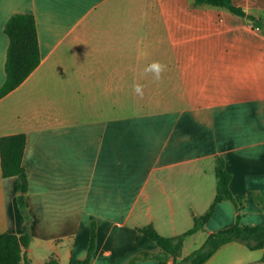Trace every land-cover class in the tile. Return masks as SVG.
I'll list each match as a JSON object with an SVG mask.
<instances>
[{
    "label": "crops",
    "instance_id": "0c3cea01",
    "mask_svg": "<svg viewBox=\"0 0 264 264\" xmlns=\"http://www.w3.org/2000/svg\"><path fill=\"white\" fill-rule=\"evenodd\" d=\"M108 1L0 0V87L14 13L35 15L42 55L0 98V137L27 136L29 224L0 152V234L30 233L22 264H83L92 222L90 264L162 253L140 228L153 224L167 237L192 228L216 196L218 156L232 192L245 194L241 223L264 224V26L224 7L154 0L156 39L84 40L89 16ZM233 2L264 22V0ZM154 62L164 65L158 80L146 71ZM236 221L235 204L219 202L205 229L185 238L179 259L192 252H184L191 237L203 234L204 242ZM246 248L230 242L204 264H264L262 249L244 259Z\"/></svg>",
    "mask_w": 264,
    "mask_h": 264
},
{
    "label": "trees",
    "instance_id": "16d2710c",
    "mask_svg": "<svg viewBox=\"0 0 264 264\" xmlns=\"http://www.w3.org/2000/svg\"><path fill=\"white\" fill-rule=\"evenodd\" d=\"M194 4H209L224 7L233 13L246 17L253 22L264 26L260 17L248 13L243 7L236 5L233 0H194ZM5 30L10 43L6 59V79L0 87V98L14 90L38 67L42 55L40 49L38 26L36 17L30 12L14 13L6 23ZM27 136L24 132L7 134L0 137L1 163L4 177H15L18 191V203L24 217L29 224L30 214L28 209L27 193L29 179L23 165ZM217 193L209 209L201 216L195 218L192 228L184 233L167 237L158 232L153 224L140 228V231L155 240L162 253L143 252L134 257L130 264H136L137 259L154 257L161 264H204L218 249L230 242H243L250 249H262L261 260L264 261V224L245 225L241 223L242 210L245 205V194L236 195L230 189L232 173L226 168L225 159L218 156L216 159ZM232 201L237 209V221L223 229L209 232L205 241L187 256L179 259L185 238L198 231L204 230L207 221L212 216L216 205L223 200ZM96 222L91 224L89 247L87 257L83 264H90L96 248ZM31 235L13 233L0 234V264H22L24 249L31 242ZM27 264H30L27 261ZM48 264H58L57 259H52Z\"/></svg>",
    "mask_w": 264,
    "mask_h": 264
},
{
    "label": "rangeland",
    "instance_id": "374dc122",
    "mask_svg": "<svg viewBox=\"0 0 264 264\" xmlns=\"http://www.w3.org/2000/svg\"><path fill=\"white\" fill-rule=\"evenodd\" d=\"M152 2L154 0H109L98 11L89 16L87 23L90 24V31H83V39L98 41L119 39L140 41L156 39V25L152 23L153 17L149 10ZM166 4L163 3V6L166 7L168 5ZM92 23L93 30L91 31ZM144 28L145 31L143 32ZM192 38L201 39L202 33H195ZM132 109L133 107H131ZM203 236V234H196L191 237L185 243L184 252L189 253L198 247L204 240ZM243 245L245 244L243 243ZM246 249L248 254L244 255V259L254 257L256 253L261 254L260 249Z\"/></svg>",
    "mask_w": 264,
    "mask_h": 264
},
{
    "label": "clouds",
    "instance_id": "9594fccd",
    "mask_svg": "<svg viewBox=\"0 0 264 264\" xmlns=\"http://www.w3.org/2000/svg\"><path fill=\"white\" fill-rule=\"evenodd\" d=\"M163 69H164V65L160 64L159 62H154L148 67V69H146V71L153 72L155 74V79L158 80L160 78ZM134 91L136 94L142 96L143 95L142 85L139 84L135 85Z\"/></svg>",
    "mask_w": 264,
    "mask_h": 264
}]
</instances>
